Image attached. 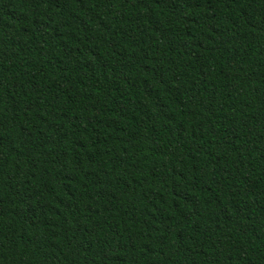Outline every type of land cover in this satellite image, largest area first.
<instances>
[{
	"label": "trees",
	"instance_id": "obj_1",
	"mask_svg": "<svg viewBox=\"0 0 264 264\" xmlns=\"http://www.w3.org/2000/svg\"><path fill=\"white\" fill-rule=\"evenodd\" d=\"M0 264H264V0H0Z\"/></svg>",
	"mask_w": 264,
	"mask_h": 264
}]
</instances>
